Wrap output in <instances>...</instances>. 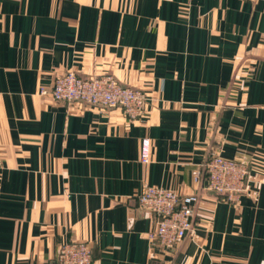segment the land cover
I'll list each match as a JSON object with an SVG mask.
<instances>
[{
	"label": "crops",
	"instance_id": "0c3cea01",
	"mask_svg": "<svg viewBox=\"0 0 264 264\" xmlns=\"http://www.w3.org/2000/svg\"><path fill=\"white\" fill-rule=\"evenodd\" d=\"M68 70L144 90L148 112L41 94ZM214 153L248 159L250 190L198 192L162 251L135 196L197 192ZM70 241L93 264H264V0H0V264H58Z\"/></svg>",
	"mask_w": 264,
	"mask_h": 264
},
{
	"label": "built area",
	"instance_id": "2783aa9c",
	"mask_svg": "<svg viewBox=\"0 0 264 264\" xmlns=\"http://www.w3.org/2000/svg\"><path fill=\"white\" fill-rule=\"evenodd\" d=\"M57 102H77L100 108H120L131 120L148 112L150 96L140 89L121 84L112 74L81 77L68 70L55 77L49 90L41 88ZM147 163V154L141 156ZM197 192L179 194L174 189L147 184L135 196L138 208L148 212L154 220L149 239L162 251L176 249L193 231L194 205L200 192H213L226 201H236L250 190L249 161L244 157L227 159L211 154L200 169L192 171ZM199 192V193H198ZM58 264H93L91 250L82 241H70L59 246Z\"/></svg>",
	"mask_w": 264,
	"mask_h": 264
}]
</instances>
